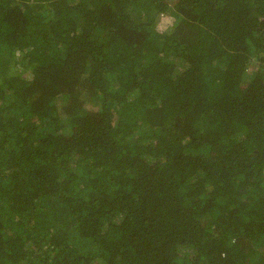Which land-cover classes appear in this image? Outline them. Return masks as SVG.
Segmentation results:
<instances>
[{
  "label": "trees",
  "instance_id": "obj_1",
  "mask_svg": "<svg viewBox=\"0 0 264 264\" xmlns=\"http://www.w3.org/2000/svg\"><path fill=\"white\" fill-rule=\"evenodd\" d=\"M0 264H264V0H0Z\"/></svg>",
  "mask_w": 264,
  "mask_h": 264
}]
</instances>
